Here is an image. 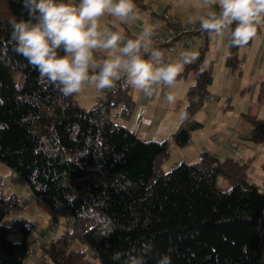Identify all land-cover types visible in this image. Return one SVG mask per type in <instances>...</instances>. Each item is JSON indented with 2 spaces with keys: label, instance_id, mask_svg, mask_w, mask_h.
<instances>
[{
  "label": "trees",
  "instance_id": "1",
  "mask_svg": "<svg viewBox=\"0 0 264 264\" xmlns=\"http://www.w3.org/2000/svg\"><path fill=\"white\" fill-rule=\"evenodd\" d=\"M13 18L29 19L24 0H0V162L53 217H64L63 231L38 243L44 264H264V186L250 177L249 161L206 150L195 161L161 168L171 142L185 146L202 127L196 116L213 80L205 50L181 72L194 74L182 110L187 119L170 138L142 139L115 121L135 108L127 84L107 89L90 108L75 94L64 97L15 51ZM228 47L225 66L239 74L240 48ZM157 49L166 61L167 45ZM256 103H264V82ZM243 118L251 125L245 139L264 146V119ZM218 175L230 189L215 185ZM26 206L0 180V264H24L29 256L33 225L11 216Z\"/></svg>",
  "mask_w": 264,
  "mask_h": 264
},
{
  "label": "crops",
  "instance_id": "2",
  "mask_svg": "<svg viewBox=\"0 0 264 264\" xmlns=\"http://www.w3.org/2000/svg\"><path fill=\"white\" fill-rule=\"evenodd\" d=\"M134 3L137 9L135 19L129 18L127 22H121L108 15L100 18L99 30L117 32L122 39L116 49L97 48L93 50L92 65L89 69L90 75L95 74L96 70L99 71L106 59L119 54V47H123L128 40H131L128 38L127 33L138 38L147 25L152 26L153 32L158 29L159 22H151V15L161 16L163 13H171L182 21L195 24L199 22L202 15L216 10L214 7H210L208 0H134ZM203 42L205 44L203 49L198 50L195 47L191 51L198 53L205 50V61L210 66L213 75L212 83L209 86L211 98L199 109L196 118L202 123V127L192 131L189 142L182 147L171 142L170 154L173 155L175 152L177 156L170 166L173 167L182 161H195L202 151H212L221 158L232 157L237 160L249 161L248 172L250 177L261 186H264V146L245 139V136L251 130V125L243 118V114L250 113L264 119V103H256L259 83L264 82V25L257 27L255 37L250 40L246 47L240 48L239 54L243 60L239 74L232 73L225 66L229 40L214 36L210 37L207 33ZM184 51L181 50L176 54L167 53L165 62H177L180 53ZM207 52H212V57H207ZM187 73H189L188 76H186ZM187 73L182 74L186 77L184 85L178 84L177 81L175 88L172 90L176 97L175 104H169L165 99L164 94L168 89L154 86L152 93L146 94L137 92L129 86L131 95L135 100L134 115H131L134 119L136 117L138 122L142 123L141 125H144L145 128H150L154 132L149 135L150 137L142 138L140 137L142 130L139 126L136 130L140 138L167 139L178 127L180 123L179 114L185 105V102L181 104L182 100L184 98L185 101L184 96L194 81L192 71ZM215 81H217L216 88L214 87ZM95 91L94 85L85 84L82 91L75 94L79 105L84 108L94 106L96 96L100 95V91L97 90V93ZM226 104L229 106L223 110V106ZM14 179L18 184H14V186L7 189L5 188L4 179L0 180L6 193H15L20 201L27 202V206L21 213L14 212L11 216L16 217L21 214L30 220L32 225L36 223V226L31 228L28 237L33 253L29 254L24 264H44V256L38 249V243L58 236L64 229V217L62 218L63 226L59 231L56 225L57 216L53 217L55 214L49 208L32 198L28 187L22 184L23 182L17 174H15ZM47 218H51L55 225L49 227ZM78 247L77 242L72 244V249Z\"/></svg>",
  "mask_w": 264,
  "mask_h": 264
},
{
  "label": "clouds",
  "instance_id": "3",
  "mask_svg": "<svg viewBox=\"0 0 264 264\" xmlns=\"http://www.w3.org/2000/svg\"><path fill=\"white\" fill-rule=\"evenodd\" d=\"M208 3L216 11L200 17L199 29L210 37L230 38V47H246L255 37L257 27L264 25V0H208ZM24 6L29 19L10 21L15 51L64 97L81 92L85 84L94 85L98 91L112 88L123 74L127 85L137 92L151 94L154 86L168 89L165 99L175 104L172 90L178 77L185 66L199 59L198 53L190 50L180 53L177 62H165L159 49L149 53L154 32L147 25L136 40H128L119 47L118 55L106 59L99 71L90 75L93 50L116 49L122 39L117 32L99 30L100 18L108 15L121 22L135 19L134 0H79L77 6L57 0H24ZM32 18L35 23H31ZM200 71H204L203 65ZM179 119L186 120L187 113L181 112Z\"/></svg>",
  "mask_w": 264,
  "mask_h": 264
},
{
  "label": "built area",
  "instance_id": "4",
  "mask_svg": "<svg viewBox=\"0 0 264 264\" xmlns=\"http://www.w3.org/2000/svg\"><path fill=\"white\" fill-rule=\"evenodd\" d=\"M150 20L151 22H159V27L154 31L153 36L151 37V43L148 51L157 49L162 45H167L168 54H176L181 50L191 51L195 47L196 49L200 50L205 47L203 39L207 33L200 31L199 22L190 24L186 21H182L171 13H163L161 16L151 15ZM225 39L229 40V38ZM118 82L127 84L126 77H124L122 74L121 79L116 81L114 86ZM106 90L107 89L100 90V95L96 96L95 100L99 101L102 94ZM32 253L33 249L30 248L29 254Z\"/></svg>",
  "mask_w": 264,
  "mask_h": 264
},
{
  "label": "rangeland",
  "instance_id": "5",
  "mask_svg": "<svg viewBox=\"0 0 264 264\" xmlns=\"http://www.w3.org/2000/svg\"><path fill=\"white\" fill-rule=\"evenodd\" d=\"M212 55H213V53L210 52V53L207 54V57L210 58V57H212ZM188 75H189V73H187L186 76H188ZM16 78H18V75H16ZM185 78L186 77L181 74L178 77V84L181 83V84L184 85ZM215 80H217V79H215ZM216 82L217 81H215V84H214L215 88H216ZM214 90H216V89H214ZM95 93H97V90L95 91ZM184 102L185 101H184V98H183L181 104H183ZM132 114L134 115V113H132ZM133 115H131L129 118H124V119L117 118V120L116 119L115 120L118 121V122H121L122 124H125L126 126H128L131 129H135V130L137 129V127L140 126V129L142 130V132H140V135H141L140 137H142V138L150 137L149 135H152V133H154L153 130L150 129V128H145L144 125H141L142 123L138 122V119L136 117L134 119ZM176 148H178V147H176ZM176 156H177V154L175 152L173 153V155L170 154V156L162 163L161 168L164 171H168L171 168L170 164L172 163L173 159ZM14 176H15L14 171L12 169H10L8 166H6L5 164L0 162V179H4L5 188L6 189L9 188V187L14 186V184H18L17 182H15ZM22 184L24 185L25 183H22ZM215 185L221 190H228L231 187V184H230L229 180L226 177L222 176V175H218L217 176L216 181H215ZM62 218H63V216L57 215V224L56 225H57V228H58L59 231L61 230V228L63 226L62 225V223H63V219ZM10 220H11V217L7 216L4 219V222L8 224ZM47 223L49 224V227L52 226V225L53 226L55 225L54 224L55 222L51 218H47ZM35 226L36 225L33 224L32 227H35ZM55 232H57V231H55ZM13 237L16 240L20 239L19 236H13Z\"/></svg>",
  "mask_w": 264,
  "mask_h": 264
}]
</instances>
